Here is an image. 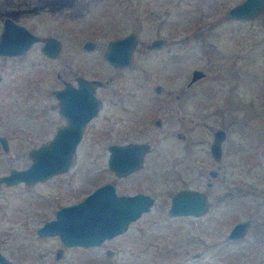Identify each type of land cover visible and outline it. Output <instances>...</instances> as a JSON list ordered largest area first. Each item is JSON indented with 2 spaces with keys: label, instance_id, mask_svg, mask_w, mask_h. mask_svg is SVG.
Masks as SVG:
<instances>
[{
  "label": "rangeland",
  "instance_id": "obj_1",
  "mask_svg": "<svg viewBox=\"0 0 264 264\" xmlns=\"http://www.w3.org/2000/svg\"><path fill=\"white\" fill-rule=\"evenodd\" d=\"M235 1L0 0V28L7 14L61 42L55 56L42 52L39 40L21 53L0 55V133L10 147H0V169L22 163L29 146L52 135L63 117L48 89L74 81L76 73L101 78L97 90L110 88L115 95L104 96L68 169L48 180L47 189L59 200H76L112 175L109 142L151 144L143 164L117 185L152 195L148 209L98 245H67L57 235L36 240L31 231L37 261L43 258L37 251L52 239L53 254L63 247L52 264H264V9L228 18ZM129 30L138 36L131 62L114 66L103 49L110 37ZM159 35L162 44L146 46ZM86 37L98 45L83 49ZM193 67L205 73L187 84ZM217 126L226 129L218 161L208 147ZM210 168L217 169L214 177ZM188 185L207 192L208 207L197 215L169 214L171 192ZM225 189L232 194L216 200ZM242 218L250 219L246 232L229 238L228 229ZM13 225L11 250L14 237L25 234L23 224Z\"/></svg>",
  "mask_w": 264,
  "mask_h": 264
},
{
  "label": "water",
  "instance_id": "obj_2",
  "mask_svg": "<svg viewBox=\"0 0 264 264\" xmlns=\"http://www.w3.org/2000/svg\"><path fill=\"white\" fill-rule=\"evenodd\" d=\"M264 9V0H237L226 9V16L230 18L246 19ZM42 39L41 50L55 56L60 48V39L53 34L39 35L25 24L15 20L10 15L2 17L0 28V55H11L23 52L32 42ZM163 36H154L147 43V47L162 44ZM138 42L135 31L129 30L123 34L110 37L103 49V56L114 66H125L131 62L132 51ZM98 42L86 37L81 46L92 49ZM204 70L193 67L187 84L204 75ZM1 77V74H0ZM107 79H105L106 81ZM99 77L76 75V83L64 80L62 86L52 88L51 91L58 98V111L65 117V121L58 124L52 136L29 148L30 162L22 168L11 167L7 173L0 175V180L14 181L20 178H44L68 169L74 155L76 145L81 138L83 126L98 109V99L93 89L102 84ZM160 89L159 83L154 85ZM79 97L80 100H77ZM159 123V118L155 119ZM223 127H215L209 142V150L218 161L221 154V141L225 137ZM0 142L8 150L6 137L0 133ZM151 148L147 140L111 141L107 144V165L117 175L125 174L140 167L144 161V154ZM210 177L217 174L216 168L208 171ZM211 183V178L206 181ZM230 189L217 194L216 200L231 195ZM152 195L139 190L131 193H118L109 180L95 185L79 199L60 205L55 216L44 221L37 227L39 233H57L60 240L68 245L83 246L100 243L105 238L125 230L129 222L140 215L150 206ZM209 205L207 192L196 186H181L170 194L167 212L176 214H200ZM250 223L249 218L234 221L226 235L239 238L244 235ZM106 255L112 254L110 247L104 248ZM5 256L0 252V264H6ZM177 260L157 262L154 264H176Z\"/></svg>",
  "mask_w": 264,
  "mask_h": 264
},
{
  "label": "flooded vegetation",
  "instance_id": "obj_3",
  "mask_svg": "<svg viewBox=\"0 0 264 264\" xmlns=\"http://www.w3.org/2000/svg\"><path fill=\"white\" fill-rule=\"evenodd\" d=\"M228 18H230V17H228ZM237 19H240V18H237ZM39 41H41V44H42L43 40L39 39ZM41 44H40V47H41ZM1 55H5V54H1ZM77 74H81V73L75 74L74 81H71L68 79H63L62 84L60 86L63 85L64 80H68L71 83H76V75ZM0 79H1V77H0ZM99 85H101V84H99ZM99 85H96L95 88L93 89L94 96L98 99V109H100V107L102 106V102H104L105 100L108 99V97L105 98L104 96L115 95L114 90L110 89V88L98 91L97 86H99ZM55 87H59V86L50 87L48 90L50 92H52L51 89L55 88ZM52 94L54 95L56 107L58 110V104H57L58 98L56 97V95L53 92H52ZM76 99L80 100L79 97H76ZM98 109H97V112H98ZM93 116H91L89 118V120H87L85 122L83 129L85 128V126L88 124V122L90 121V119ZM62 117H63L62 122H64L65 117L63 115H62ZM220 127H223V126H220ZM82 133H83V131H82ZM225 133H226V129H225ZM1 134H3V133H1ZM52 134H53V132H52ZM178 134L181 137L184 136V134L181 132H179ZM225 136H226V134H225ZM5 137H6L7 147L9 150V148H10L9 147V139L7 138L6 135H5ZM49 138H47V139H49ZM47 139H45V140H47ZM223 139H222V141H223ZM128 140H134V139H128ZM124 141H126V140H124ZM222 141H221V153H222ZM40 142H42V141H40ZM117 142H121V141H117ZM34 145H36V144H34ZM31 146H33V145H31ZM31 146H29L23 152L24 161L22 163H19V164H11V163L8 164L7 163L5 168L0 169V175L7 173L11 167L22 168V167L28 165V163L30 162V156L28 154V150ZM0 147L2 150L7 151L2 147L1 142H0ZM210 154H211V152H210ZM220 156H221V154H220ZM138 168H135V169H133V170H131L125 174H120V175H117L114 172V170L109 168L112 175L108 178H104L102 180H99L95 185L109 180L113 183L115 190L118 193H121V192L131 193V192L139 191V190H128V189H122L121 190V189H118V187H117L118 181H120L122 179L128 180L129 179L128 176L132 173V171H134ZM61 173L62 172H57L55 174H52V175L44 177V178H35V179L34 178H32V179L20 178V179H17L14 181H9V182L5 181L4 179L0 180V252L3 254V256H5L4 261L6 264H52L54 255H55V257H59L61 255L62 250H63L62 246H57L55 248V252H54L55 254H53L54 249H53L52 239H53L54 235L58 236V234L57 233H39L37 230V227L40 224H42L44 221L55 216V211H56L57 207H59L60 205L75 201V200H59L60 198L57 197L59 194H57V195L54 194L53 189H47V188H51V186H48V184L50 185V182L47 184H46V182L48 180L52 179V177H54L55 175H58ZM208 179H206V181ZM84 194H82L80 197H82ZM55 200L57 201L56 204H54ZM35 202H37L38 204H36ZM15 222H17L18 224L24 225L23 229H24L25 234H24L23 239H22V235H21V238L20 237L19 238L14 237V239H16L18 242H16V248L11 250V249H7L6 247H9L8 245H11L13 242L12 241V239H13L12 232H13V229L15 227V225H13V223H15ZM31 231L33 232V236L36 240L38 239V236L41 237L40 239H42V240H43V238H44V240H47V238H52L51 241L49 242V244L45 245L44 249H40L37 251V255H39L40 257H43L39 261H37V259H36V254L31 253V249L33 248V247L31 248V234H30ZM58 238H59V236H58ZM9 239H11V240H9ZM103 241L104 240H102L100 243H102ZM100 243H98V244H100ZM98 244H94V245H98ZM75 245H80V244H75ZM35 250H33V251H35ZM32 258H34L35 260Z\"/></svg>",
  "mask_w": 264,
  "mask_h": 264
}]
</instances>
